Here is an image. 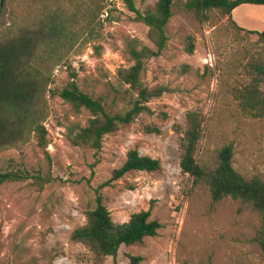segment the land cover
Masks as SVG:
<instances>
[{"label":"rangeland","instance_id":"rangeland-1","mask_svg":"<svg viewBox=\"0 0 264 264\" xmlns=\"http://www.w3.org/2000/svg\"><path fill=\"white\" fill-rule=\"evenodd\" d=\"M133 1L140 13L158 2ZM186 1L172 0L165 48L145 63L146 86L165 91L148 102L150 114L106 135L94 154L68 140L91 113L74 109L58 93L74 82L106 113L124 111L134 95L117 71L132 65L125 54L129 39L154 49L148 27L118 0H0V43L35 35V66L50 76L40 108L46 148L32 133L26 142L0 149V173L28 177L0 185V264H95L89 248L70 236L86 223L97 187L132 149L157 159L160 168L131 171L98 193L114 223L150 209L160 228L154 237L122 245L102 264H129L128 255L142 257L140 264H264L255 241L258 213L231 197L214 203L208 185L180 167L195 119L200 138L193 157L201 169L212 171L221 149L232 145L235 171L264 182V103H255L264 99V41L244 28L251 14L249 26L264 30L263 11L241 5L232 22L212 9L200 20L184 9ZM190 41L192 53L186 52ZM146 126L158 133H146Z\"/></svg>","mask_w":264,"mask_h":264},{"label":"trees","instance_id":"trees-1","mask_svg":"<svg viewBox=\"0 0 264 264\" xmlns=\"http://www.w3.org/2000/svg\"><path fill=\"white\" fill-rule=\"evenodd\" d=\"M118 1L134 13L136 21L148 27V37L154 45V49H150L131 39L126 43L125 54L132 61V65L118 69L117 77L122 84L128 85L129 92L134 95L129 106L124 111L108 114L99 99L82 92L74 82H70L58 93L59 97L74 109L84 108L91 113L86 126L71 130L68 140L74 146L93 150L94 154L100 152L102 140L106 135L134 122L141 114H150L148 102L165 91L162 87L149 89L144 83V72L146 61L158 57L165 48V28L172 16V0H158L153 10L143 13L136 9L133 0ZM243 4L264 5V0H187L183 7L187 11L195 12L200 20H206L207 12L217 9L232 21L231 12ZM247 32L256 34L258 40L264 41V30ZM38 42L39 38L35 35L27 34L0 43V149L24 143L32 133L39 148L45 149L47 146V133L42 123L44 110L40 108L46 87L50 83V76L44 75L35 66L36 60L39 59ZM192 51L193 44L190 41L186 52ZM184 68L186 70V67ZM252 98L254 99V96ZM255 101L264 103V99ZM199 127V122L191 119L190 128L185 135L181 171L196 180L204 181L209 187L214 203L231 197L250 204L259 215L260 229L255 241L264 255V182L259 179L246 180L235 171L231 162L232 145L221 149L217 165L212 171L201 169L193 157L200 138ZM144 131L158 133V128L146 126ZM159 168L157 159L141 156L136 149H132L127 152L124 163L114 169L110 178L97 187L94 206L86 212V223L74 229L70 236L72 241L89 248L94 255L95 264H102L107 257L116 258L122 245L130 246L142 242L144 238L156 236L160 228L156 220L150 219V209L132 214L127 222L114 223L98 191L131 171L154 172ZM27 178L13 172L0 173V185ZM127 258L129 264H140L142 261L140 256L128 255Z\"/></svg>","mask_w":264,"mask_h":264},{"label":"crops","instance_id":"crops-1","mask_svg":"<svg viewBox=\"0 0 264 264\" xmlns=\"http://www.w3.org/2000/svg\"><path fill=\"white\" fill-rule=\"evenodd\" d=\"M243 5H247V4H243ZM239 7V6H238ZM246 8H258V9H261L263 12H262V14H261V18H262V20H264V5H254V4H250V5H247V6H245ZM237 8H235L232 12H231V17L233 18L234 17V12H235V10H236ZM247 18H245V23L246 24H248L247 26H244V28H247L248 30H251V31H258V30H256L257 28H255L254 26H249L250 24L249 23H251V19H252V15L251 14H249V15H247L246 16ZM262 25H264V24H262ZM262 28H264V26H262ZM263 31V30H262Z\"/></svg>","mask_w":264,"mask_h":264}]
</instances>
